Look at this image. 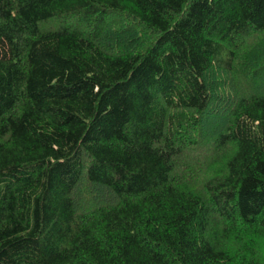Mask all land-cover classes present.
Wrapping results in <instances>:
<instances>
[{"label":"trees","instance_id":"1","mask_svg":"<svg viewBox=\"0 0 264 264\" xmlns=\"http://www.w3.org/2000/svg\"><path fill=\"white\" fill-rule=\"evenodd\" d=\"M0 264H264V0H0Z\"/></svg>","mask_w":264,"mask_h":264}]
</instances>
